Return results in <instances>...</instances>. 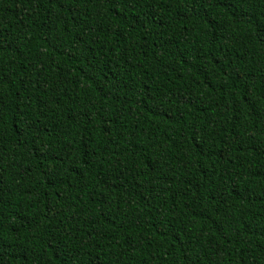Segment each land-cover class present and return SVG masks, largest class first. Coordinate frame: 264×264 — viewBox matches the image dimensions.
I'll return each instance as SVG.
<instances>
[{
  "label": "trees",
  "instance_id": "trees-1",
  "mask_svg": "<svg viewBox=\"0 0 264 264\" xmlns=\"http://www.w3.org/2000/svg\"><path fill=\"white\" fill-rule=\"evenodd\" d=\"M0 264H264V0H0Z\"/></svg>",
  "mask_w": 264,
  "mask_h": 264
}]
</instances>
